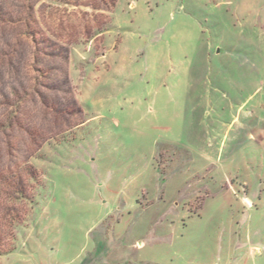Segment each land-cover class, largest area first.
<instances>
[{
  "label": "rangeland",
  "instance_id": "1",
  "mask_svg": "<svg viewBox=\"0 0 264 264\" xmlns=\"http://www.w3.org/2000/svg\"><path fill=\"white\" fill-rule=\"evenodd\" d=\"M0 264H264V0H0Z\"/></svg>",
  "mask_w": 264,
  "mask_h": 264
},
{
  "label": "trees",
  "instance_id": "2",
  "mask_svg": "<svg viewBox=\"0 0 264 264\" xmlns=\"http://www.w3.org/2000/svg\"><path fill=\"white\" fill-rule=\"evenodd\" d=\"M42 178H43V177H42ZM41 184H42V180H41ZM41 184H40V185H41Z\"/></svg>",
  "mask_w": 264,
  "mask_h": 264
}]
</instances>
